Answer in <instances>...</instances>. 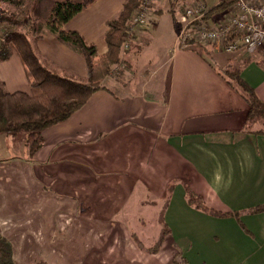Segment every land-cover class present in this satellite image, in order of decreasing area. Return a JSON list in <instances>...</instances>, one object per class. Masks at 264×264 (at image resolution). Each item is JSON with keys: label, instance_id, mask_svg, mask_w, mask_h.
I'll list each match as a JSON object with an SVG mask.
<instances>
[{"label": "crops", "instance_id": "1", "mask_svg": "<svg viewBox=\"0 0 264 264\" xmlns=\"http://www.w3.org/2000/svg\"><path fill=\"white\" fill-rule=\"evenodd\" d=\"M126 1L98 0L63 30L103 55L106 25ZM194 1L153 0L156 20L121 54L117 76L66 121L43 130L38 149L0 135V168L6 160L12 170L23 166L26 189L27 211L18 213L21 203L0 187V236L8 250L42 252L53 244L50 229L61 225L78 238L72 251H84L80 234L91 237L96 221L108 220V264H172L176 256L184 264H264V214L246 213L264 205V136L246 131L248 105L223 74L238 71L264 105V58L180 48V11ZM209 1L206 9L221 0ZM31 44L50 72L86 78L84 59L46 25ZM0 84L7 93H30L15 59L0 64ZM189 194L206 211L190 205ZM82 220L93 222L81 228ZM146 233L156 238L150 246L164 235L153 255L130 238Z\"/></svg>", "mask_w": 264, "mask_h": 264}, {"label": "trees", "instance_id": "2", "mask_svg": "<svg viewBox=\"0 0 264 264\" xmlns=\"http://www.w3.org/2000/svg\"><path fill=\"white\" fill-rule=\"evenodd\" d=\"M20 4L21 0H0V2ZM98 0H80L54 4L50 21L46 24L50 33L56 35L62 42L70 45L85 61L87 76L85 79L63 77L47 70L36 56L28 37L19 30H4L0 32V63L7 61L15 53L20 59L30 93H7L0 84V134L15 136L24 134L36 137L30 144V151L39 148L40 133L52 126L66 121L73 113L82 108L90 96L101 89L103 81L113 66L122 63L121 54L127 23L132 13L137 10L140 0H127L118 17L107 23L104 42L107 52L98 55L93 45H88L74 31H64L63 26L75 15L92 6ZM181 3L185 0H172ZM230 5L220 1L217 6L206 10L202 21L219 17L229 9ZM0 23L11 27H20V23L6 18H0ZM126 52V51H125ZM223 74L230 79L229 83L238 91L248 105L246 131L264 136V105L254 92L240 79L236 70L229 69ZM33 140V139H32ZM188 203L194 208L206 211L200 197L188 195ZM247 214H264V205L246 211ZM241 213L217 214L215 216H234ZM172 264H184L180 257H174Z\"/></svg>", "mask_w": 264, "mask_h": 264}, {"label": "rangeland", "instance_id": "3", "mask_svg": "<svg viewBox=\"0 0 264 264\" xmlns=\"http://www.w3.org/2000/svg\"><path fill=\"white\" fill-rule=\"evenodd\" d=\"M64 1H68V0H21L20 4L13 2L7 3L1 1L0 18L15 20L19 22L21 26L11 27V25L7 23H0V32L2 33V31L6 29L9 31L17 29L20 32L24 33L31 42L37 37L38 30L42 31V27L50 21L51 19L50 16L52 14L51 11L54 7V4ZM173 4L175 5V2H173ZM12 59H15V61L20 62V59L15 53H13L7 61ZM120 65L113 66L111 70H109L108 74L100 83L101 87H104L105 82L108 78L113 77L115 74L117 76V74L119 73L118 69ZM27 94H29V92ZM15 137L16 140L20 142L23 143L26 142L30 144L34 141V139H36V137L34 138L32 137L33 139L32 140L31 137L28 138V136L24 134H15ZM1 151H4V149ZM2 163H4V165H2L3 168H0L1 169L0 187L1 188L3 187L2 189L5 188L7 191L9 190L11 192L10 194L15 196V199H17V201L21 203V205L19 204L17 206L18 208L17 212L24 213L27 210L25 209V206L23 204V197L26 190L23 166L22 169H18V168L15 169L14 167L12 170L10 169L9 161L6 160L3 161ZM18 167L21 166L18 165ZM68 221L67 222L71 224L72 223L74 224L75 222L73 220H68ZM79 222L81 223V228H83L84 222L92 223L93 221L82 220ZM96 222H97V226H96L97 231L91 237L89 236L87 237L82 233L80 234L81 244L82 245L86 244L84 246V251H75V252L72 251L71 248L73 247V244L78 243L76 240L77 236L76 235L72 236V235H68V233L66 234L63 233L60 228L61 225L59 227L57 226V228L54 227V229L53 228L50 229V232L54 234V237L52 238L53 244H49V246H45L47 248L42 252L39 250L38 251L8 250V247L4 245L5 244L4 239H2V237L0 236V264H108V243L111 241V239L108 238V232L103 231L102 229L105 226L107 227L108 220H97ZM22 223L23 221L21 222V225ZM17 229L19 228L17 227ZM26 231L30 233L31 230L26 229ZM61 232L62 235L59 234L57 235V233H61ZM75 232H78V230H76ZM130 238L138 249L143 250L144 252H147L150 255H153L159 249L161 241H163L164 235L162 234L161 237H159L158 242L154 246H150V241H153L156 238L152 235H149L148 233L141 236L134 235L131 236ZM61 240L63 243L56 244L58 241Z\"/></svg>", "mask_w": 264, "mask_h": 264}, {"label": "built area", "instance_id": "4", "mask_svg": "<svg viewBox=\"0 0 264 264\" xmlns=\"http://www.w3.org/2000/svg\"><path fill=\"white\" fill-rule=\"evenodd\" d=\"M229 9L211 23L203 22L206 7L203 0L185 4L176 28L180 48L189 45L214 47L226 53L260 52L264 58V0H221ZM153 0H140L126 26L122 51L131 48L137 34L148 29L156 20Z\"/></svg>", "mask_w": 264, "mask_h": 264}]
</instances>
